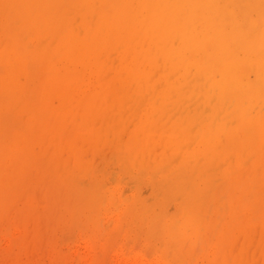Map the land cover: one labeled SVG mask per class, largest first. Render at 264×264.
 Segmentation results:
<instances>
[{"label":"rangeland","instance_id":"obj_1","mask_svg":"<svg viewBox=\"0 0 264 264\" xmlns=\"http://www.w3.org/2000/svg\"><path fill=\"white\" fill-rule=\"evenodd\" d=\"M200 3H213L220 9L198 10L192 20L187 13L183 18L193 24V35L195 23L206 17L211 21L205 28L209 33L216 19L227 25V32L239 44L249 41L250 51L264 54V0ZM5 27L20 34L17 20L7 22L0 17V39ZM204 45L195 38L183 39L176 50L187 60L176 68L167 61L156 64L153 57L151 68L169 73L168 79L177 82L181 92L180 100L162 106L158 105L162 89L146 97L153 112L150 127L138 114L133 99L137 91H131L127 103L124 93L120 102L113 103L108 87L112 75L99 77L91 67L83 70L76 63L63 62L55 74L43 79L56 87L46 104L39 92L23 95L0 89V162L24 158L9 164L0 175V207L6 208L9 223L13 217L24 224L11 252L8 235L0 231V264H245L253 251L258 259L251 264H264V157L259 155L256 139H244V132L247 137L255 131L252 116H257L258 106L248 109L246 121L251 122L245 127L240 100L228 94V85L214 71L220 64L219 57L210 56L216 46ZM52 49V45L43 48ZM197 56L201 73L197 71ZM193 57L189 66L187 61ZM254 79L252 75L250 80ZM215 82H219V89ZM101 83L103 88H99ZM185 92L201 93L205 98H186ZM61 98H65L64 103ZM197 110L206 120L190 127L199 135L213 130L221 153L215 152L219 148L210 142L191 139L185 140L183 151L170 148L164 152L155 147L142 164L133 146L134 133L145 132V143L156 139L166 145V138L175 140L192 133L194 128L185 130L187 123L180 120ZM212 115L216 122H211ZM102 133L106 136L98 138ZM44 134L49 139L59 137L55 159L54 140H46ZM82 140L88 141L84 144ZM77 141L82 146L81 167L77 153L71 152ZM244 141L246 151L239 158L233 157L235 144ZM34 157L41 169L25 167L19 176H7L8 169L13 173L25 162L31 165ZM47 162L50 177L44 172ZM65 182L77 185L87 197L73 192L65 197ZM198 217L201 225L193 221ZM174 220L181 226L177 230L172 228ZM178 232L185 233L177 236ZM12 254L15 259L9 262Z\"/></svg>","mask_w":264,"mask_h":264},{"label":"bare ground","instance_id":"obj_2","mask_svg":"<svg viewBox=\"0 0 264 264\" xmlns=\"http://www.w3.org/2000/svg\"><path fill=\"white\" fill-rule=\"evenodd\" d=\"M200 2L201 0H0V17L7 22L15 19L21 26L20 34L14 32L10 27H5L1 33L0 89L12 93L19 92L23 95L39 92L43 94V103L46 104L50 96L55 94L53 90L56 87L51 85L50 82H43V79L55 74L62 67L61 63L63 62L76 63L83 70L91 67L93 72L97 73L99 77L106 74L112 75L113 80L108 87L110 88V101L113 103L120 102L123 93L128 95L127 103L131 91H137L133 99L135 104L138 105V114H142L145 126L150 127L149 119L152 118L153 112L152 108L146 104V97L152 96L153 91L157 92L162 89V94L158 97V100L160 99L158 105L162 106L164 102L180 100L179 93L181 92L177 82H171L168 79L169 73L164 74L151 68L153 57L157 59L156 64L167 61L170 66L176 68L179 63L187 60L182 54L177 52V45L183 39L195 38L198 42L204 43L206 47L216 46L215 53L210 56H213V59L219 57L220 64L214 71L222 76L221 82L228 85V94L235 95L240 100L242 122L245 127L247 122L248 124L251 122L250 120L246 121L248 109H250V106L253 107L257 104L258 111L255 113L257 116H252L253 123L256 126L255 131L251 136L248 133L247 137L244 132V139H256L260 148L259 155L263 158L264 54L250 51L248 49L249 41L239 44L235 36L227 32V25L216 19L212 21L213 26L209 33L205 32V28L211 21H207L206 17L195 23L197 30L195 35H193V24L183 18L187 13H189V19L192 20L193 14L198 10L203 12L205 9L209 11L220 9L213 3L205 4ZM46 45H52L53 49L43 50ZM194 58H190V62L187 61L190 64L189 66L193 65L192 59L194 60ZM198 64L199 57L197 56L196 66ZM197 67V71L201 73L203 71L201 63ZM207 70H209L208 67ZM252 75L255 78L254 80H250ZM133 78H137V81L130 82ZM158 79H160L161 83L158 82ZM213 85L215 88L218 87V89L220 87L219 82H215ZM103 87L104 83H101L99 88ZM184 94L186 98H205L201 93L185 92ZM60 101L64 103L65 98H61ZM138 114H135V118H138ZM216 119V116L212 115L211 122H216ZM204 120L206 118L203 112L197 110L180 121L183 124L187 123L185 130L188 129L189 131L194 128L190 127L191 123H201ZM212 131H205L204 134L200 133L199 135V131L194 128L193 134L180 136L179 139L175 140L166 138V145L156 142V139H150L145 143V132L134 133L133 142L135 143L133 146L134 149L139 151L142 164L146 161L147 152L153 151L155 147L160 146L164 152L170 148L183 151L187 147L185 140L190 141L191 139L193 142L200 141L201 144L210 142L213 146L219 148L218 150L214 149V151L221 153L220 140ZM101 136H106V134L102 133L98 138H101ZM44 137L51 142L54 140L53 158L55 159L57 157V140L59 137L55 136L54 139H49L45 134ZM86 141L88 140H82L81 142L85 144ZM63 143H65L64 140ZM246 144L245 141L242 145L235 144L232 156L239 158L246 151ZM71 152L77 153L76 158L79 164L82 159V146L79 143L75 144V148H72ZM23 159V157L16 156L12 159H7L5 163L0 162V175L9 164L24 161ZM36 161L37 157H34L33 161L31 159V165L23 162L25 166H17L16 171L14 170L13 173L8 169L7 176H19L22 173L21 169L25 167L33 170L41 169V165ZM48 166L49 162H47L44 172L50 177ZM81 166L80 162L78 167ZM65 185L66 193H63L65 197L66 194L72 195V192L87 197V193L82 192L74 183L65 182ZM2 201L0 199V204L3 205ZM7 215L6 208L4 206L0 207V231L3 232L2 235L9 236H6V242L11 252L14 239L16 235L22 234L24 224L23 222H17L13 217L9 223ZM187 218L189 219L190 217L187 216ZM1 221H3L2 224ZM188 221H186L187 224ZM193 221L200 222V225L203 222L200 217ZM174 223L172 228L177 230L180 225L179 223L174 225ZM172 228L169 230L170 233ZM180 233L184 234L185 232ZM180 233L178 232L177 236ZM254 237L252 238L256 240ZM172 238L174 239L173 236ZM193 241L195 242V240ZM253 253L254 251L246 257L247 261L245 264H251L252 260L257 261L258 257L256 254L253 256ZM84 254L87 256V253ZM78 258L80 259L81 257ZM9 259V262H12L15 256L12 254ZM142 262L140 261L139 263ZM123 264L136 263L125 261Z\"/></svg>","mask_w":264,"mask_h":264}]
</instances>
